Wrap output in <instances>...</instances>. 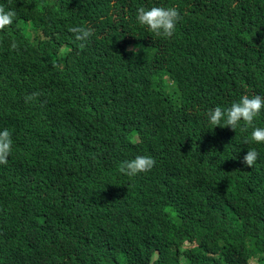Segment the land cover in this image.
<instances>
[{
	"label": "trees",
	"instance_id": "16d2710c",
	"mask_svg": "<svg viewBox=\"0 0 264 264\" xmlns=\"http://www.w3.org/2000/svg\"><path fill=\"white\" fill-rule=\"evenodd\" d=\"M0 5L18 14L0 31L7 248L18 231L19 249L74 264H264V144L207 118L264 95V0ZM154 6L180 11L172 37L138 23ZM78 26L93 31L83 49ZM254 123L264 127V110ZM250 149L253 167L242 163ZM138 155L155 159L151 171H119Z\"/></svg>",
	"mask_w": 264,
	"mask_h": 264
},
{
	"label": "clouds",
	"instance_id": "9594fccd",
	"mask_svg": "<svg viewBox=\"0 0 264 264\" xmlns=\"http://www.w3.org/2000/svg\"><path fill=\"white\" fill-rule=\"evenodd\" d=\"M17 12L11 8L0 5V31L5 30L13 24L17 18ZM182 19L180 11L176 7L154 6L150 9L140 7L137 10V20L140 25L147 26L151 33L157 37L170 38L173 36L177 23ZM70 31L74 34L75 40L80 42V48L86 46L87 41L93 36L90 28L82 26L72 27ZM12 50L19 51L16 41L10 45ZM139 47L135 46L127 49L134 55L139 54ZM41 95L40 92H31L25 96V102L30 103ZM264 110V95H243L238 101L225 108L216 106L207 112L210 124L215 127H231L233 130L240 128V131L247 132L251 129L250 139L258 144H264V127L255 125V118ZM224 121L222 124L221 122ZM243 121V126H241ZM248 142V141H246ZM12 133L7 129L0 131V165H7L8 158L12 153ZM259 158L256 149H250L244 156L242 163L248 167H253ZM156 161L148 155H138L132 160H126L119 166V171L129 177H134L139 173L149 172L155 166ZM122 219H131L127 211H119ZM9 225L5 219L0 217V264H74L69 259L63 257L55 258L45 251L36 250L27 253V250L18 248L17 238L20 233L12 232V246L6 247L4 233H8Z\"/></svg>",
	"mask_w": 264,
	"mask_h": 264
},
{
	"label": "rangeland",
	"instance_id": "374dc122",
	"mask_svg": "<svg viewBox=\"0 0 264 264\" xmlns=\"http://www.w3.org/2000/svg\"><path fill=\"white\" fill-rule=\"evenodd\" d=\"M29 35H31L32 33H28Z\"/></svg>",
	"mask_w": 264,
	"mask_h": 264
}]
</instances>
